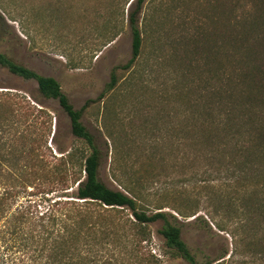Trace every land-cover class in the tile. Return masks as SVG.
<instances>
[{"label": "rangeland", "instance_id": "rangeland-1", "mask_svg": "<svg viewBox=\"0 0 264 264\" xmlns=\"http://www.w3.org/2000/svg\"><path fill=\"white\" fill-rule=\"evenodd\" d=\"M258 4L259 0H0V52L55 78L75 109L87 106L82 122L100 153L99 180L122 190V180L149 179L144 184L149 200L145 209L152 213L163 207L161 211L176 218L170 219L181 228L182 240L198 264L264 262L252 231L242 222L239 195L223 180L205 181V160L196 159L192 145L178 137L187 134L190 123L182 88L191 86L198 109L205 105L206 71L230 65L224 53L232 50V38L239 34L236 24L240 18H254ZM132 14L142 33V54L131 71L117 72L119 82L108 92L113 69L126 65L132 55ZM215 82L219 89V80ZM0 99V126L5 124L0 128V148L15 146L25 153L21 161L28 165V187L18 203L37 202L43 211L49 204L44 200L70 199L75 190H60L51 183L55 169L36 167L35 177L30 169L34 161L57 166L64 155L60 151L85 148L73 137L67 114L56 100L40 94L35 81L1 65ZM200 153L203 158L207 150ZM107 214L111 221L127 223L132 218L130 210ZM162 225H149L151 238L142 244L144 250L158 264H187L166 247L159 233Z\"/></svg>", "mask_w": 264, "mask_h": 264}, {"label": "trees", "instance_id": "trees-1", "mask_svg": "<svg viewBox=\"0 0 264 264\" xmlns=\"http://www.w3.org/2000/svg\"><path fill=\"white\" fill-rule=\"evenodd\" d=\"M240 19L236 24L239 34L232 38L233 48L224 53L230 65L206 71L205 105L198 109L191 86L182 88L188 99L190 123L187 134L178 137L192 145L196 159L205 160L209 167L203 171L208 176L205 181L223 180L239 195L244 227L252 231V241L264 256V0H259L254 18ZM130 25L132 55L126 65L113 69L108 92L119 82L117 72L131 71L142 54L144 41L133 14ZM0 65L16 76L35 81L44 98L56 100L70 120L73 137L85 145L60 151L64 155L57 166L35 161L31 165V176L35 177L36 167H52L51 183L60 190H75L70 199L44 200L49 204L43 211L37 202L17 200L28 187V165L21 161L25 153L15 146L0 148V264H158L142 246L151 238L149 225L158 221L163 223L159 233L173 255L187 264H198L182 240L181 228L171 221L176 218L161 211L163 207L152 213L145 209L149 200L144 184L149 179L122 180V190H112L99 180L100 153L82 122L87 106L75 109L55 78L19 65L1 52ZM204 149L207 154L202 158ZM145 171L151 172L148 168ZM72 174L75 179L70 186L68 178ZM116 210H130L132 218L127 223L111 221L107 212Z\"/></svg>", "mask_w": 264, "mask_h": 264}]
</instances>
